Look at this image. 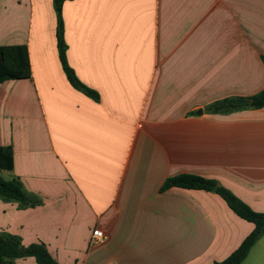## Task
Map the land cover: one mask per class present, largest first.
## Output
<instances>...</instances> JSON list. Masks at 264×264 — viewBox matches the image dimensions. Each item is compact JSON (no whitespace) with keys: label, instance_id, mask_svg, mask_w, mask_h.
I'll return each mask as SVG.
<instances>
[{"label":"crops","instance_id":"1","mask_svg":"<svg viewBox=\"0 0 264 264\" xmlns=\"http://www.w3.org/2000/svg\"><path fill=\"white\" fill-rule=\"evenodd\" d=\"M61 14L66 61L96 100L64 76L51 0H0V45L24 44L29 64L0 82V177L41 200L0 199V231L56 264L222 260L252 223L212 191L159 188L196 174L264 211V105L204 111L264 88V0H65ZM239 264H264V232Z\"/></svg>","mask_w":264,"mask_h":264},{"label":"trees","instance_id":"2","mask_svg":"<svg viewBox=\"0 0 264 264\" xmlns=\"http://www.w3.org/2000/svg\"><path fill=\"white\" fill-rule=\"evenodd\" d=\"M65 0H51L55 16V47L58 60L68 83L76 90L93 100L97 94L85 86L75 75L65 57L66 43L63 38L61 6ZM29 77V64L24 44L0 45V82L7 79ZM264 105V88L248 96H231L215 100L204 106V111L224 113L241 109L259 108ZM12 167L10 149L0 146V169L9 170ZM170 186L182 188L203 189L218 194L227 207L239 218L252 223L253 227L239 244L226 257L213 264H239L246 256L254 241L264 232V211L252 210L245 202L230 190L211 178L196 174L181 173L166 178L160 185V190ZM0 199L14 201L19 208L33 207L41 203L35 194L24 190L20 180L12 177L8 180L0 177ZM32 257L37 264H56V259L48 252L42 241H33L26 245L20 237L7 231H0V264H16L13 259Z\"/></svg>","mask_w":264,"mask_h":264},{"label":"built area","instance_id":"3","mask_svg":"<svg viewBox=\"0 0 264 264\" xmlns=\"http://www.w3.org/2000/svg\"><path fill=\"white\" fill-rule=\"evenodd\" d=\"M104 239V233L98 229L93 228L89 234V244L94 245L100 243Z\"/></svg>","mask_w":264,"mask_h":264},{"label":"water","instance_id":"4","mask_svg":"<svg viewBox=\"0 0 264 264\" xmlns=\"http://www.w3.org/2000/svg\"><path fill=\"white\" fill-rule=\"evenodd\" d=\"M200 112H201V109H197V110H196V113H200Z\"/></svg>","mask_w":264,"mask_h":264},{"label":"rangeland","instance_id":"5","mask_svg":"<svg viewBox=\"0 0 264 264\" xmlns=\"http://www.w3.org/2000/svg\"><path fill=\"white\" fill-rule=\"evenodd\" d=\"M252 246V245H251ZM236 248V247H235Z\"/></svg>","mask_w":264,"mask_h":264}]
</instances>
